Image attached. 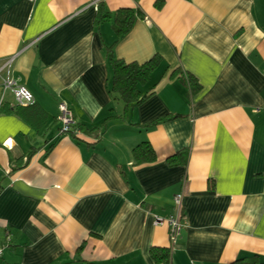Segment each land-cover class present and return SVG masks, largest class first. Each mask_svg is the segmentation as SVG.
<instances>
[{
  "label": "crops",
  "instance_id": "0c3cea01",
  "mask_svg": "<svg viewBox=\"0 0 264 264\" xmlns=\"http://www.w3.org/2000/svg\"><path fill=\"white\" fill-rule=\"evenodd\" d=\"M157 1L0 0V264H159L153 249L170 264H264V0ZM100 5L111 19L97 23ZM121 9L136 20L118 37ZM109 49L160 57L142 105L111 95ZM61 101L80 137L60 135ZM145 142L156 161L137 164ZM181 192L172 251L156 220Z\"/></svg>",
  "mask_w": 264,
  "mask_h": 264
},
{
  "label": "trees",
  "instance_id": "16d2710c",
  "mask_svg": "<svg viewBox=\"0 0 264 264\" xmlns=\"http://www.w3.org/2000/svg\"><path fill=\"white\" fill-rule=\"evenodd\" d=\"M165 0H158L157 6L161 7ZM136 13L131 9H121L115 16L114 27L118 37L128 34L136 20ZM111 19V15L106 12L102 5L99 6L97 14V23L106 22ZM108 56L113 69V79L110 93L113 96H119L124 101L127 108H136L150 98V94H142L139 87L145 85L151 74L158 67L160 57L156 56L145 64L126 63L118 60L113 56L112 49H109ZM189 80H191L188 77ZM175 117H166L160 121L154 122L151 126H155L161 122L169 121ZM133 157L137 164L153 163L156 161V153L149 143H143L133 150ZM171 164L176 163L175 158H170ZM1 191V188H0ZM152 256L159 264H170V250L153 249ZM233 264H263L258 257L252 259H239Z\"/></svg>",
  "mask_w": 264,
  "mask_h": 264
},
{
  "label": "built area",
  "instance_id": "2783aa9c",
  "mask_svg": "<svg viewBox=\"0 0 264 264\" xmlns=\"http://www.w3.org/2000/svg\"><path fill=\"white\" fill-rule=\"evenodd\" d=\"M31 3H35L37 0H29ZM4 92L10 91L13 93L16 103L20 107H27L34 104V98L24 87L18 86V84L12 80L7 79L4 81ZM58 121L60 123V135L62 136H81V130L77 125V121L74 114L69 107L68 103L61 101L59 104V116ZM183 199L184 192L177 194L174 197V205L176 208V214L170 216L167 220L158 219L157 224L166 223L170 231V244L172 251L176 247L179 238L185 228V216L183 214ZM9 240V238H8ZM5 247L0 245V261L3 258Z\"/></svg>",
  "mask_w": 264,
  "mask_h": 264
}]
</instances>
